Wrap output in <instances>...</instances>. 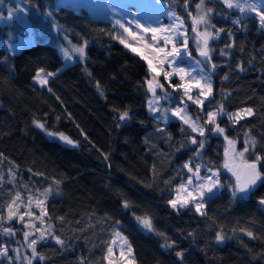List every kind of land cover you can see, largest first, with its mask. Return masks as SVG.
I'll return each mask as SVG.
<instances>
[{"label":"trees","instance_id":"16d2710c","mask_svg":"<svg viewBox=\"0 0 264 264\" xmlns=\"http://www.w3.org/2000/svg\"><path fill=\"white\" fill-rule=\"evenodd\" d=\"M4 1L0 14L6 13L7 2L13 4ZM22 1L25 11L19 12L16 6L13 15L18 18L25 13L32 30L59 25L74 43L87 41V50L100 53L112 68L94 57L63 66L58 47L42 40L9 54L0 39V215L19 193L18 215L10 224L21 229L11 237L1 232L0 244L15 237L22 242L24 224H34L42 230L51 226L65 243L58 245L49 238L38 244L44 259L31 258L32 264H107L106 253L116 232L131 245L135 264H264V206L257 202L264 186H258L249 198H231L227 186L235 183V177L224 168V137L206 133L205 147L197 155L198 144L188 140L195 133L182 132L185 126L177 119L162 124L149 112L147 63L112 38L118 34L112 22L86 11L77 13L58 0ZM161 1L188 26L200 2L188 0L186 6L184 0ZM57 4L60 7L52 17L44 15ZM204 6L213 9L211 24L226 31L209 42L217 65L211 72L213 94L203 110L187 103L189 113L203 122L204 112L222 104L225 113L217 122L225 134L242 150L247 132L257 141L255 152L264 155V30L253 14L245 18L220 0H205ZM237 18L244 26L233 24ZM3 22L0 35H4ZM230 43L233 47L227 49ZM221 50L229 54L221 56ZM201 60L210 71L211 65ZM38 68L61 71L41 86L32 79ZM160 80L174 94L171 103H180L179 91ZM244 108H252L253 115L233 124L228 114ZM125 110L131 119L121 122L119 114ZM60 134L73 144L60 140ZM245 156L254 159L252 152ZM193 158L216 169L225 185L206 202L205 215L192 206L177 211L168 204L174 188L189 177L183 165ZM37 201H44L46 215L40 218L44 223L36 219L40 216ZM29 211L33 216L25 215L24 222H19L18 216ZM137 217H150L155 231L143 229ZM0 223V229L8 224ZM249 231L253 237L246 234ZM217 232L225 237L222 242L216 241ZM165 243L173 246L162 247Z\"/></svg>","mask_w":264,"mask_h":264},{"label":"snow or ice","instance_id":"6c2138e0","mask_svg":"<svg viewBox=\"0 0 264 264\" xmlns=\"http://www.w3.org/2000/svg\"><path fill=\"white\" fill-rule=\"evenodd\" d=\"M220 2L227 9H235L238 10L239 13L247 18L249 14H254L256 18H258L259 28L264 30V0H220ZM185 5L187 6L188 0H184ZM205 4V0H200L199 3L196 4V8L201 10ZM60 7L59 4L54 5L52 10H47L44 15L47 17H52L54 12ZM18 11L24 12L25 9L19 8ZM213 13L212 8H207L206 11H202V13L193 18V28L192 31L196 32L197 35V50L200 57L204 58V62L211 65V69L209 73H204V70L200 69L199 77L193 76L191 71L186 70L184 67H179L177 65L185 62V57H191V53L188 50V41L185 33L181 32L180 29L183 27V21L179 16H175V22L167 27H151L141 24L138 21H129V25L135 24V28L139 29V33L133 31L131 27L125 26L120 20L115 21V25L118 28L122 29L123 32L113 35V39H116L121 43L125 48H128L130 51L136 53L140 56L141 59L147 60L149 71L154 73L151 80L146 81L147 83V91L151 93V98L147 102L148 110L150 113H160L156 119H160L163 117V121L165 123L168 122V115L166 112H160L159 105L161 97L157 94V89L163 90L164 85H162L157 77L159 75H163L166 81H169V86H171L175 91L183 92V96L187 98L188 101H191L193 104L199 106L202 110L204 107L205 101L209 99V97L213 94V82L211 79V72H214L217 65L212 62L211 52L212 48L209 47L210 40L220 38V34L225 32V29L216 28L214 24H211L209 15ZM169 16H174V13L169 12ZM191 15V13H189ZM13 13L9 10L8 18L11 19ZM233 24L244 26L243 21L240 18H237L232 21ZM198 25H204L205 30L200 32L198 30ZM54 27L57 31L60 30V26L54 24ZM212 28L214 31H209L208 29ZM151 34L152 44L143 43V48L145 50L151 49L152 55H145L143 51H141L138 47H133L129 42L128 38L131 40H135L138 42L144 41L143 34ZM229 37H231L232 33L229 31L227 33ZM183 36L182 44H179V37ZM163 41L164 47H158L156 44L159 41ZM87 41H84L83 44L77 46L72 45L71 49H62V56L65 61H71L73 59V54H77L81 61L87 59L86 47ZM171 45L169 50L168 46ZM233 47V44H227L226 48L230 49ZM229 53L225 50H221L220 55L226 56ZM155 61V64L153 63ZM202 63L201 61H197V64ZM167 64V66L171 69V71H163V66ZM157 68H160L161 71H157ZM237 68L240 71H244L242 65L237 64ZM61 71V69H57L56 72H50L44 68H38L35 72L33 79L39 83L41 86H46L49 82V77H53L57 74V72ZM175 76L179 78V83L172 84L171 78ZM227 79V76H225ZM99 88V84H97ZM197 90L196 97H193V90ZM51 91V89H49ZM102 94V93H101ZM202 98V99H201ZM181 106H177L174 109H171V116L175 117L179 120L183 126L181 128L182 132H185L186 129H190L191 133H195L196 136H188V140L193 145L198 144V148L196 149L197 155L200 150L205 147L206 143V133L214 132L220 136L224 137L226 141L227 147L225 148V156L229 157L231 154V158L234 160L237 156L240 158L239 164H232L227 159L224 164V168H226L229 172H231L232 176L235 177V183L228 185V191L233 200H242L245 198H249L255 189L258 186H264V155L261 153L255 152L256 147V139L255 137L249 136L246 132L245 136L247 137L245 140V145L242 151L236 152V141L234 139H230L225 134V128L221 127L217 122V118L225 113V109L221 104L216 108L215 111L207 112V119L203 122L200 121L199 117L193 118L188 113V105L185 103L183 99L180 101ZM253 115L252 108H244L234 113H229V120L232 121L233 124L239 123V121L245 119L246 117H250ZM131 119L130 111L125 110L120 112L119 120L121 122H126ZM37 127L44 128V125L39 122H35ZM211 125L213 127H206ZM119 126V125H118ZM159 131H163L164 129H158ZM50 136L54 135L53 133H48ZM201 137L202 139H197ZM170 138V137H169ZM59 139L66 142L67 144H73V141L70 140L67 136L63 134L59 135ZM252 152L254 154V159L246 158L245 154ZM107 159V157H105ZM185 169L188 170L189 173H192V176L187 178L186 183H181L175 190V197L168 200V204L174 209L179 211L180 209L189 208L190 206L195 208V211L200 215H205L204 208L205 204L208 200L215 197L218 194V191L225 187L221 183L218 178V172L213 171L211 168L208 169V172L211 175L201 176V167L197 165L195 169H193L189 163H185L183 165ZM195 178V180H194ZM199 181V182H196ZM51 189L46 190L45 194L47 195ZM20 198V194L17 193L16 198L12 203L8 204V215L7 219L9 221L13 220L17 217L18 212L17 209L19 207L17 201ZM32 197H29V205H31ZM258 204L264 206V195L258 197ZM44 201H37L36 206L40 208V216L36 217V219H40L41 217L46 215V212L43 207ZM130 205L126 201L124 203V207L128 208ZM25 215L32 217L33 213L31 211L26 212L24 214H20L18 216L19 222L23 223ZM2 219V217H0ZM137 222L140 226L147 230L148 232H154L155 228L153 226L152 220L150 217H137ZM41 223H44L43 219H40ZM119 223V222H117ZM25 228H33L34 232L25 231L23 233L24 239L27 242V247L31 250L32 258H39L41 260L44 259L43 256H40L37 251V245L51 238L58 245H64L65 241L60 237L53 234L51 231V226L47 229L42 230L39 227H36L34 224H24ZM38 233V235H36ZM3 234L7 236H14L16 233L10 227L3 228ZM249 237H253L252 232L246 233ZM116 239L113 241V245L119 244L120 246V258L121 261H124L125 264H135V258L133 256V249L131 245L128 243L127 239L122 237L119 232L116 234ZM160 235H163L160 233ZM215 239L217 242H222L225 237L221 232H217ZM173 246V243H165L162 247L170 248ZM108 256L105 257L106 260H109V264H112L109 259L113 254V246H109L108 248ZM9 249L7 246L0 244V256L8 257ZM176 255L178 257L182 256L181 252H177ZM11 259V257H9ZM27 260V264H32V259L25 257Z\"/></svg>","mask_w":264,"mask_h":264},{"label":"rangeland","instance_id":"374dc122","mask_svg":"<svg viewBox=\"0 0 264 264\" xmlns=\"http://www.w3.org/2000/svg\"><path fill=\"white\" fill-rule=\"evenodd\" d=\"M12 1H13V4H10L8 2L6 3V13L0 14V22H3V20H5L3 23L6 24L5 29H4V35L3 34L0 35V39L5 44V48H7V52L9 54L17 53V51H19L23 46H25L29 43H34L38 40L54 43L58 47V51H59L60 56H62V49H69L70 50L72 45L79 46V45L83 44V43H81V44L74 43L73 41H71V39H69V37H67V35L62 33L60 30L57 31V29L54 27V25H52L48 28L40 27L36 31L32 30V25L27 20L28 17H27V15H25V13H24L23 17L19 16L17 18V16L13 15L12 18L9 19L8 18L9 10H11L12 13H14V11L16 10V6L19 7V5H20L19 8H23V6L21 5L22 0H12ZM4 2H5L4 0H0V4H4ZM249 2H251V0H249ZM57 3H59L60 5L66 6V7L69 6L77 13L83 12V11L89 12L94 17H97L100 19L101 18L106 19L109 22H112L114 25H115L116 20H120L122 23L125 24V26L131 27L132 30L136 31L137 33H139L140 30L135 28L134 23L129 25V23H128L129 21H138L143 25L151 26V27H167V26H170L171 24H173L175 22V16H179L173 8H171L165 1L163 2L161 0H159V1H156V0H58ZM206 9L207 8L205 6H203V8L201 10H198L195 6V10L193 11V15L191 17H189L190 18L189 26H188V23H186L185 20L179 16L180 19L183 21V27L180 29V31L185 33L187 36L188 50L191 53V57L190 58L185 57V62L181 63L177 66L184 67L186 70L191 71L193 76H197V77H199V75L201 74L200 73L201 68L204 70V73H209V71L205 70L202 63L197 64V61L202 62V60H201L202 57H200L198 54L197 35H196V32L192 31V28H193L192 21H193L194 17L200 15L202 13V11H206ZM232 10H235V9H232ZM236 11H238V10H236ZM169 12L174 13L175 15L169 16L168 15ZM249 15H251V14H249ZM197 27H198V30L200 32H203L205 30L204 25H198ZM208 30L213 31L212 28H209ZM116 31L118 32V34L123 32V30L118 28V26H116ZM143 35H144V41L138 42L135 40H131V38H128L129 42L132 44L133 47H138L141 51H143L145 53V55H152L151 49L145 50L143 48V43H145V42L149 43V44L153 43L151 41V34L149 33V34H143ZM183 39H184L183 36L179 37L178 46H179V44H182ZM156 46L164 47L163 41L162 40L159 41L156 44ZM168 48L170 50L171 45H169ZM192 50H194L196 52L197 56H195L192 53ZM86 53H87V57H91V58L94 57L96 60L100 61L102 64L103 63L107 64L102 59V55L100 53H98L94 50L89 51V50H87V47H86ZM62 58H63V56H62ZM74 61H81L77 54H73V59L71 61H65L63 58V66L71 64V62H74ZM145 63H147V66H148L147 60H145ZM153 63L155 64V61H153ZM107 65H109V64H107ZM109 66L111 67V65H109ZM148 71H149V68H148ZM157 71H161V69L157 68ZM163 71H171V69L167 66V64H165L163 66ZM149 73L150 74H149L146 81L151 80L152 76L154 75V73H152L150 71H149ZM160 77L163 78L165 83H169V81H166L164 79V76L162 74L157 77V79L159 80L160 83H161ZM172 79H176L177 82L173 83ZM179 82L180 81H179L178 77L173 76L171 78L172 84H177ZM37 84L40 85L39 83H37ZM161 84L163 85V83H161ZM169 88L173 89L171 86H169ZM156 91H157V94L161 97L159 105L157 106V107H159L160 112H166V114L169 117L168 122L171 119H176L175 117L171 116V109H174L177 106H181V105H180V103H171V100H173L172 96L174 94H172V92L170 90L166 89L165 86H164L163 90L158 88ZM196 92H197V90L194 89L193 93H192L194 98L196 97ZM179 93L182 96L181 99H183L186 104L192 103L191 101H188L186 97L183 96L182 90L179 91ZM150 98H151V93H149L148 100ZM198 108L201 110V108L199 106H198ZM215 110L216 109L212 108V110H208V111H215ZM208 111L204 112L205 117H206L205 120L207 119V112ZM188 113H189V110H188ZM151 114L155 117L160 115V113H155V114L151 113ZM190 115L193 116L192 114H190ZM159 120L162 124L168 123V122L165 123L163 121V117H161ZM236 143H237V141H236ZM235 148H236V152H240L243 150V149L242 150L238 149L237 144L235 145ZM228 161L232 164H239L240 158L237 156L233 160L231 158V154H230V156L228 157ZM187 163H189L193 169H195V167L197 165H199L201 167V172H200L201 176L211 175V173L208 172L209 167L205 166V164L203 165L199 160L193 158L192 160L191 159L188 160ZM212 170L217 171L216 169L215 170L212 169ZM225 170L228 171L226 168H225ZM229 173H231V172H229ZM192 175H193L192 173L189 174V176H192ZM218 178L220 180L219 173H218ZM194 180H195V178H194ZM186 182H187V178L182 183H186ZM196 182H199V181H196ZM180 184H178L174 188V190H176V188ZM174 197H175V191H174V195L172 198H174ZM27 208H28V206H27ZM7 215H8V211L5 214H3L2 216L0 215V217H2V219H0V220H2L3 223L4 222L8 223L4 227H10L13 229L14 232L16 230H21V229H19V227H16V226L14 227L12 224H10V222L12 220L9 221L7 219ZM25 231L31 232L27 228H25ZM1 232L3 234V227H1V229H0V235H1ZM115 234L113 235L114 237L112 238V241L110 244V246H113V254L109 259L111 260L112 264H125V262L121 261V258H120V246H119V244L113 245V241L116 239ZM4 236L11 237V236H7V235L3 234V237ZM121 236L125 238L124 235H121ZM22 240L23 241L20 242V240H17V238L15 237L13 239V241H6L5 244H3V245L8 247L9 255H8V257L0 256V262H1L0 264H27V260L25 259V257L30 258V259L32 258L31 257V250L27 247V242L25 241L24 236L22 237ZM108 255L109 254L107 251L106 257ZM9 257H11V259H9ZM107 264H109V260H107Z\"/></svg>","mask_w":264,"mask_h":264},{"label":"water","instance_id":"95a60500","mask_svg":"<svg viewBox=\"0 0 264 264\" xmlns=\"http://www.w3.org/2000/svg\"><path fill=\"white\" fill-rule=\"evenodd\" d=\"M226 159L228 160V157H226Z\"/></svg>","mask_w":264,"mask_h":264},{"label":"built area","instance_id":"2783aa9c","mask_svg":"<svg viewBox=\"0 0 264 264\" xmlns=\"http://www.w3.org/2000/svg\"><path fill=\"white\" fill-rule=\"evenodd\" d=\"M156 1H159V0H156Z\"/></svg>","mask_w":264,"mask_h":264},{"label":"crops","instance_id":"0c3cea01","mask_svg":"<svg viewBox=\"0 0 264 264\" xmlns=\"http://www.w3.org/2000/svg\"><path fill=\"white\" fill-rule=\"evenodd\" d=\"M212 79V78H211Z\"/></svg>","mask_w":264,"mask_h":264}]
</instances>
